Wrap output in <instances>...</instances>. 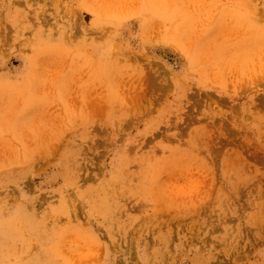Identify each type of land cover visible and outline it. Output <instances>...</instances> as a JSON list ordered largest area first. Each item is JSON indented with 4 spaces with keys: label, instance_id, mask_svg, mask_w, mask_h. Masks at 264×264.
Segmentation results:
<instances>
[{
    "label": "rangeland",
    "instance_id": "374dc122",
    "mask_svg": "<svg viewBox=\"0 0 264 264\" xmlns=\"http://www.w3.org/2000/svg\"><path fill=\"white\" fill-rule=\"evenodd\" d=\"M0 264H264V0H0Z\"/></svg>",
    "mask_w": 264,
    "mask_h": 264
}]
</instances>
